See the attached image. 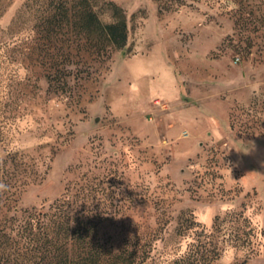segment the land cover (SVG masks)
Instances as JSON below:
<instances>
[{
	"label": "rangeland",
	"instance_id": "374dc122",
	"mask_svg": "<svg viewBox=\"0 0 264 264\" xmlns=\"http://www.w3.org/2000/svg\"><path fill=\"white\" fill-rule=\"evenodd\" d=\"M88 2L124 50L0 0V227L59 200L152 264H264V0Z\"/></svg>",
	"mask_w": 264,
	"mask_h": 264
},
{
	"label": "trees",
	"instance_id": "16d2710c",
	"mask_svg": "<svg viewBox=\"0 0 264 264\" xmlns=\"http://www.w3.org/2000/svg\"><path fill=\"white\" fill-rule=\"evenodd\" d=\"M39 1V0H33ZM58 9V30L68 23L70 0H46ZM81 17L71 23L79 31L95 34L117 48L125 49L128 26L121 9L110 2L117 17L103 22L88 0H82ZM104 49V48H103ZM101 51V50H100ZM104 52V53H103ZM98 52L99 55L105 54ZM64 85L57 87L64 89ZM66 201L56 200L46 212L26 210L21 219L11 217L0 227V264H152L147 244L126 241L117 248L98 236L96 223L83 213L70 212Z\"/></svg>",
	"mask_w": 264,
	"mask_h": 264
},
{
	"label": "clouds",
	"instance_id": "9594fccd",
	"mask_svg": "<svg viewBox=\"0 0 264 264\" xmlns=\"http://www.w3.org/2000/svg\"><path fill=\"white\" fill-rule=\"evenodd\" d=\"M4 186L3 185H0V188H3Z\"/></svg>",
	"mask_w": 264,
	"mask_h": 264
},
{
	"label": "built area",
	"instance_id": "2783aa9c",
	"mask_svg": "<svg viewBox=\"0 0 264 264\" xmlns=\"http://www.w3.org/2000/svg\"><path fill=\"white\" fill-rule=\"evenodd\" d=\"M157 103H159V100L157 101Z\"/></svg>",
	"mask_w": 264,
	"mask_h": 264
}]
</instances>
